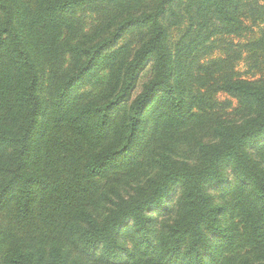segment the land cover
Listing matches in <instances>:
<instances>
[{
	"label": "trees",
	"instance_id": "obj_1",
	"mask_svg": "<svg viewBox=\"0 0 264 264\" xmlns=\"http://www.w3.org/2000/svg\"><path fill=\"white\" fill-rule=\"evenodd\" d=\"M258 3L0 0V264H264Z\"/></svg>",
	"mask_w": 264,
	"mask_h": 264
},
{
	"label": "rangeland",
	"instance_id": "obj_2",
	"mask_svg": "<svg viewBox=\"0 0 264 264\" xmlns=\"http://www.w3.org/2000/svg\"><path fill=\"white\" fill-rule=\"evenodd\" d=\"M256 1H259V3H263L264 0H244L245 6H244V11H249L250 9H252V7H254ZM258 3V4H259ZM243 19H244V24L248 25V26H253L254 24L246 17V14L243 15ZM86 20L88 22V24L91 22L92 20V16L88 15L86 17ZM255 26V25H254ZM254 27H252L251 29H246L244 32H241L238 35H226L224 38L228 41H231L233 43H241L246 41V39H248L249 37H253L256 36L254 34V31H256V29H254ZM171 34L174 38H176L178 36V28L177 27H173L171 28ZM221 49L220 48H215L214 53H212V56H216V55H220ZM245 56V55H244ZM243 56V57H244ZM256 67H252V62L251 60H244V59H240L237 63H236V70L239 71L240 75L243 77H252V78H257L261 75L264 74V64H254ZM149 72V68H146L140 75L139 77V84L141 82H143L145 80V78L147 77ZM139 88V87H138ZM217 98L220 101H224V100H231V106L229 109H231V107L235 104V101L230 99L225 93H218L217 94Z\"/></svg>",
	"mask_w": 264,
	"mask_h": 264
}]
</instances>
